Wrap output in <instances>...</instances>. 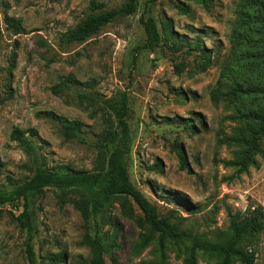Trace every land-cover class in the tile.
<instances>
[{"label": "rangeland", "instance_id": "1", "mask_svg": "<svg viewBox=\"0 0 264 264\" xmlns=\"http://www.w3.org/2000/svg\"><path fill=\"white\" fill-rule=\"evenodd\" d=\"M90 1L0 0V189H12L40 164L93 170L97 155L94 142L103 129V110L92 100L80 104L77 94L95 93L102 99L125 91L132 135L128 154L132 182L156 204L161 217L177 225V230L203 244L216 241L228 227L229 213L244 211L251 204L264 208V157H258L259 167L250 166L241 173L227 164L240 147L222 145L218 138L229 134L237 123L229 118L232 106L211 99L221 62L230 50L238 0H208V7L197 0H140L135 14L112 21L84 41H63L61 34L86 16ZM98 1L111 8L125 0ZM179 6H187L188 13ZM148 8L159 25L161 18H170L174 29L186 34L193 44L202 38L212 50L211 66L192 73L194 49L141 48L145 32L140 16ZM5 14L22 19V32L13 34L6 27ZM178 62L183 64L181 70L175 66ZM71 74L82 81H94V87L61 85L60 93H55L53 87ZM44 110L80 119L86 142L66 139L58 121L37 116ZM186 120L195 131L186 127ZM15 128L29 137L30 129L37 131L30 137L35 145L33 155L12 139ZM178 144L190 171L180 167ZM155 163L160 166L155 167ZM57 192L47 189L35 205L37 256L51 264H88L90 251L80 243L86 231L84 220L72 204L59 205ZM2 210L0 264H28L25 231L13 219L20 209L4 205ZM136 211L143 218L140 209ZM109 213L119 225L117 229L102 226V231L115 235L116 240L108 263L160 264L159 232L127 219L118 205ZM140 233L148 235L150 242L136 254L134 246ZM257 243L255 264H264V230ZM184 248L181 245L178 256L177 248L168 242L167 262L188 264ZM57 254L64 260L52 263ZM215 262L210 253L198 250L197 264ZM233 264L244 263L237 260Z\"/></svg>", "mask_w": 264, "mask_h": 264}, {"label": "trees", "instance_id": "2", "mask_svg": "<svg viewBox=\"0 0 264 264\" xmlns=\"http://www.w3.org/2000/svg\"><path fill=\"white\" fill-rule=\"evenodd\" d=\"M197 1L209 6L208 0ZM139 6L140 0H125L111 8H106L101 1L91 0L86 16L63 32L61 39L67 42L84 41L112 21L135 14ZM179 8L188 13L187 6ZM235 14L230 50L221 62L220 76L211 92V99L214 103L223 101L233 108L229 118L237 125L229 134L220 136L218 141L222 145L240 147L237 156L227 164L241 173L250 166L259 167L258 157H264V0H238ZM4 22L13 34L23 30L20 17L5 14ZM140 22L145 32L141 48L154 50L163 45L173 52H181L184 48L194 49L195 70L192 73L204 72L211 66L212 50L205 46L203 39L199 37L193 44L186 34L174 29L170 18H161L159 25L157 17L148 8L140 16ZM175 66L181 70L183 64L178 62ZM61 85L92 89L94 81H82L71 74L53 87V91L60 93ZM77 95L80 104L84 100H92L103 110V129L94 142L97 149L94 169H77L70 165L59 169L40 164L30 177L12 189H0V216L4 205L20 209L19 214H13V219L25 231L24 251L28 264H51L39 260L34 244L37 232L35 205L49 188L58 190L60 206L72 204L80 212L86 229L80 243L90 251L88 264H109L107 256L116 240L115 235L110 236L102 231V226L107 224L118 228V220L109 213L115 205L119 206L124 217L140 227L147 224L153 231L159 232L160 264H169L165 256L168 242L177 248L178 256L182 251L179 248L184 245V261L188 264H197V252L200 249L210 253L216 259L215 264H233L237 260L244 264H255L258 235L264 230V208L260 204H251L244 211L229 213L228 227L220 232L216 241L203 244L195 236L191 239L190 234L177 230L176 224L161 217L156 204L130 178L128 154L132 135L127 119L128 94L124 91L102 99L95 93L79 92ZM42 115L58 121L66 139L86 142L82 136L84 123L80 119H68L50 110L37 113L39 117ZM185 125L195 131L191 121L186 120ZM29 133L32 137L37 131L30 129ZM11 137L33 155L35 145L25 131L15 128ZM177 151L180 167L190 171L179 144ZM159 166V163H155V167ZM136 208L143 213V218L137 216ZM149 242V236L140 233L134 253H140ZM63 260L62 254H57L52 258V263Z\"/></svg>", "mask_w": 264, "mask_h": 264}]
</instances>
